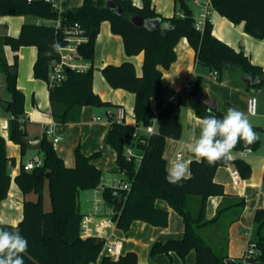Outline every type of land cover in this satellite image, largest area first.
I'll use <instances>...</instances> for the list:
<instances>
[{"label": "trees", "instance_id": "trees-1", "mask_svg": "<svg viewBox=\"0 0 264 264\" xmlns=\"http://www.w3.org/2000/svg\"><path fill=\"white\" fill-rule=\"evenodd\" d=\"M116 8L122 10L118 15L114 9L105 7V0H82L73 8L57 11L49 0H0V14L34 15L53 23H24L17 36H0V74L3 75L10 99L6 100L11 116L7 120L8 139L20 147L21 154L26 152L22 140L26 138L24 120V95L16 86L17 54L12 64L4 56V46L9 45L15 52L22 45H32L37 55L32 66L35 78L47 81L50 67L59 60L57 45L65 43L64 29L78 22L84 30L86 41L78 46V58L91 61L94 40L100 23L108 21L110 30L122 36L124 50L128 56L143 52L142 73L137 75L131 61L118 65L107 64L101 73L112 88H121L134 93V117L136 123L144 127L155 117V131L143 136L144 141H133L140 159H127L125 146L126 128L113 114H107L109 126L104 143L116 153L117 171L123 170L130 181V190L123 191L106 188L104 197L119 214L116 228L127 232L132 221L140 220L152 226L165 227L168 224V210L155 206L156 199H163L182 218L183 231L179 238L154 241L149 247L148 256L152 259L158 253L174 251L181 259L193 250L194 264H240L239 258L225 261L224 250L216 251L200 234V230L214 225L218 242L223 247L227 239V228L236 219L244 205L242 198L226 195L222 184L214 180L218 162L212 166L206 161L194 159L189 165L191 178L173 185L166 181V161L163 148L166 138H178L181 132L179 122L180 95L183 90H174L162 83V70L167 69L175 60V45L185 37L194 49L197 63L210 70L221 72L228 65L250 75L254 82L247 86H264V69L252 64L242 51L219 40L212 34L209 18L203 29L195 26L192 5L189 0H174V13L164 17L155 11L150 0H142L140 7L132 0H112ZM212 9L233 23L243 22L244 31L256 38H264V0H211ZM132 14L143 19H159V27L148 29L137 27L129 20ZM59 19V26L54 21ZM93 67L65 70V78L54 87H49L50 113L57 125L78 122L82 107L110 106L92 89ZM200 77L187 91L188 105L196 116L203 118L208 110L218 118L225 114L218 108L215 98L208 101L197 96ZM177 98V103L173 99ZM155 101V109L151 100ZM4 101L0 98V102ZM259 139L250 150L260 148L263 128L253 126ZM42 165L27 171L20 165L13 181L23 193L32 191L35 200H23L22 218L16 224L4 222L2 227L18 225L22 236L28 240V250L23 254L24 264H137V254L133 250L124 251L114 259L99 253L103 241L95 238L79 237V221L82 212L79 207V192L91 189L98 184L102 171L77 146L74 149V164L66 166L57 154L54 144L43 132L41 135ZM243 141L233 150H243ZM9 162L14 159L7 155L6 139L0 133V202L8 192L11 175ZM232 162L240 177L250 176V165L241 158ZM229 163V162H228ZM264 179V171H263ZM47 182L50 210H43V189ZM125 195V197H123ZM221 195L222 201L211 219L205 217V207L209 196ZM1 221V220H0ZM248 242L257 250L256 256L248 258L249 264H264V207H258L253 214V226ZM165 264H171L165 263Z\"/></svg>", "mask_w": 264, "mask_h": 264}, {"label": "crops", "instance_id": "crops-1", "mask_svg": "<svg viewBox=\"0 0 264 264\" xmlns=\"http://www.w3.org/2000/svg\"><path fill=\"white\" fill-rule=\"evenodd\" d=\"M155 11L164 17L173 15L175 7L174 0H150ZM82 0H64L66 8L77 7ZM138 7L142 5V0H132ZM193 12H196V8ZM209 21L212 24V34L236 51H242L249 61L261 66L264 69V38H256L244 31L243 22L233 23L215 10H211ZM24 23H53L34 15H4L0 14V36L8 35L15 37L19 34ZM4 56L8 64H12L13 55L17 54V76L16 86L24 95V120H26V138H41L43 127L53 121L50 113L49 87L45 80L35 78L32 73V66L37 55V49L32 45H22L17 51H13L9 45L4 46ZM175 60L167 69L162 70L161 81L174 90H182L191 74L196 78L200 77V84L197 96L205 101L215 98L218 108L227 113L229 108H235L244 112L252 126L263 128L261 133V146L258 150L233 151V159L241 158L250 165L251 172L248 178L239 177L235 184L232 181L231 170L235 169L232 162L219 166L214 174V180L222 184L224 193L229 196L242 198L244 205L239 216L234 219L227 228V239L222 247L218 242V235L215 233L214 225H208L200 230V234L216 251H223L228 258H240L245 250L249 235L253 226V214L256 208L264 207V86H247L243 81L242 72L231 66H227L214 74L206 66L196 61L195 51L188 44L185 37L179 39L175 45ZM86 69L90 65L93 67L92 89L99 97L110 106L82 107L80 120L56 126V132L61 139L53 143L57 154L63 159L66 166L74 164V149L78 146L86 155L98 153L91 159L92 163L101 171H117L115 163V151L104 143V136L109 126L108 113L113 115L118 109H122L127 123L126 132L136 125L134 117V93L121 89L112 88L101 73V68L107 64L118 65L124 61H131L135 73L141 75L143 52L128 56L124 50L122 36L110 30L108 21L100 23L98 34L94 40L93 58L91 61L79 59ZM187 92L180 95L179 122L181 132L178 138H166L163 148V156L166 161V169L172 162H175L178 152L185 161L197 159L190 151L189 144L193 135H199L200 117L196 116L193 109L188 105ZM250 96L256 97L257 111L251 114L247 111V99ZM151 107L155 109V101L151 100ZM7 119L0 118V133ZM130 126V127H129ZM5 135V134H4ZM7 139V155L14 159L17 164L12 173L10 186L6 197L0 202V220L16 224L22 218L23 200H33L27 198V193L21 192L13 181V177L18 173L20 164L26 154H21L18 144ZM9 145V151L7 147ZM27 151V150H26ZM136 154L139 153L135 149ZM35 156H41L37 153ZM28 158L27 160H29ZM138 161L139 159L136 158ZM14 165V163H13ZM222 201L221 195L209 196L205 207V217L211 219ZM155 206L168 210V224L165 227L152 226L140 220L132 221L127 232L119 229L114 230V234L123 242L124 251L133 250L137 254V264H194L195 254L190 250L181 259L174 251L158 253L152 259L149 258V247L154 241H164L168 238H179L183 231V221L181 216L171 208L163 199H156ZM80 207V201H79ZM85 213L87 211H82Z\"/></svg>", "mask_w": 264, "mask_h": 264}, {"label": "built area", "instance_id": "built-area-1", "mask_svg": "<svg viewBox=\"0 0 264 264\" xmlns=\"http://www.w3.org/2000/svg\"><path fill=\"white\" fill-rule=\"evenodd\" d=\"M31 1V0H27ZM52 4V7L57 11H62L64 9L63 2L64 0H49ZM192 7L196 8L194 13L195 26L198 29H203L206 20L209 18V14L212 10L211 0H189ZM55 27L59 26V19L54 21ZM64 40L65 43L62 45H57L60 48L59 60L58 62L50 67L48 74V80L46 81L48 87H54L59 84L65 78V70L68 68L81 70L83 69L82 63L78 58V46L86 41V36L84 35V30L78 22L73 23L64 29ZM216 74V71L213 72ZM196 77L191 74L187 82L183 87V91H189L195 83ZM253 99L256 100V97L250 96L247 99V111L251 114H254L257 111V103L252 104ZM174 103H177V98L173 99ZM257 102V100H256ZM114 118L123 123L126 127L127 123L125 121V115L122 109H118L117 112L113 115ZM155 117L152 118L151 123L141 127L137 123L133 128L129 129L126 132V140L129 142L125 146V156L127 159L135 157L140 159V153L136 154L134 150L136 149L132 145L133 141H144L143 136H146L155 131ZM57 124L54 121H51L49 124L43 127V132L45 135L51 139L53 143L58 142L61 139V136L56 132ZM130 127V126H129ZM1 129L4 131L3 136H8L7 122L3 123ZM241 153L245 152V149L240 151ZM177 157H181V153L178 152ZM42 157L34 156L32 159H29L20 165L24 170L30 171L34 168L40 167L42 165ZM9 165L13 163L9 162ZM120 177H112L100 179L97 185L90 189L89 193V211L82 214L79 221V237L83 240L88 238L100 239L103 241L102 247L99 253L98 258L102 255H108L114 259L118 258L123 252V242L114 234L116 229L117 217L119 210H117L113 205H110L106 202L104 197V191L106 188L115 189L118 191H123L125 194L130 190V181L126 178L123 170L117 171ZM11 174V173H10ZM232 181L237 184L239 181L240 174L238 170H231ZM125 197V195L123 196ZM250 236V235H249ZM257 250L254 247L253 243L247 242L244 252L239 258L240 264H249L248 258L251 256H256ZM236 258H228L225 261H233ZM94 264V263H91Z\"/></svg>", "mask_w": 264, "mask_h": 264}, {"label": "clouds", "instance_id": "clouds-1", "mask_svg": "<svg viewBox=\"0 0 264 264\" xmlns=\"http://www.w3.org/2000/svg\"><path fill=\"white\" fill-rule=\"evenodd\" d=\"M60 51L59 46L55 49ZM257 102L253 99L252 104ZM199 135H193L189 144L190 151L198 159L212 166L218 162L227 164L233 159V150L243 141L245 151L259 139L248 116L235 108L218 118L208 110V115L200 119ZM191 161L177 157L167 168L166 181L178 185L182 180L191 178ZM4 221H0L3 225ZM0 226V264H24L23 254L28 250V240L21 235L18 225Z\"/></svg>", "mask_w": 264, "mask_h": 264}, {"label": "rangeland", "instance_id": "rangeland-1", "mask_svg": "<svg viewBox=\"0 0 264 264\" xmlns=\"http://www.w3.org/2000/svg\"><path fill=\"white\" fill-rule=\"evenodd\" d=\"M0 98L4 101L9 100L10 99V93L6 87V82H5V78L3 77L2 74H0ZM11 116V112L7 109H5L1 104H0V118H5V119H9V117ZM7 142V139H6ZM7 150L9 151V145L7 147ZM37 153H40L39 151H34V150H27L26 154L23 156L22 160L23 161H27L28 158L32 159ZM41 155V153H40ZM17 164L14 165H9V171H10V175L12 176V173L14 172V170L16 169ZM112 177H120L119 173L117 171H112V170H103L102 171V179L105 180V178H112ZM89 193H90V189H84L81 190L79 192V201H80V208L82 211H87L90 209V205H89ZM27 198L28 199H33L35 200L36 195L30 191L29 193H27ZM43 210L44 211H49L50 210V200H49V193H48V186H47V182H45L44 185V189H43Z\"/></svg>", "mask_w": 264, "mask_h": 264}, {"label": "water", "instance_id": "water-1", "mask_svg": "<svg viewBox=\"0 0 264 264\" xmlns=\"http://www.w3.org/2000/svg\"><path fill=\"white\" fill-rule=\"evenodd\" d=\"M105 7L108 9H114L118 15L122 14V10L120 8H116L112 0H105ZM129 20L132 24H134L137 27H146L148 29L159 27V19L157 18L143 19L140 15L132 14L129 16ZM242 75H243L242 77L243 81H245L246 83L251 84L254 82V79L250 75L244 73H242ZM0 104L5 109L8 108V104L6 101H1ZM22 143L27 150L39 151L41 149L42 140L41 138H34V139L24 138L22 140Z\"/></svg>", "mask_w": 264, "mask_h": 264}]
</instances>
